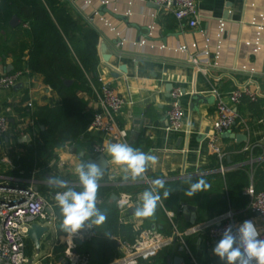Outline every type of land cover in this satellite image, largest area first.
I'll use <instances>...</instances> for the list:
<instances>
[{"label": "crops", "instance_id": "1", "mask_svg": "<svg viewBox=\"0 0 264 264\" xmlns=\"http://www.w3.org/2000/svg\"><path fill=\"white\" fill-rule=\"evenodd\" d=\"M60 1L81 28L80 35L70 32L74 42L68 45L73 54L83 46L79 42L83 31L91 28L98 33L96 82L90 81V89L75 90L82 102L76 104V115L84 119V130L77 136L69 133L65 143L53 149L45 174L39 166V162L44 160L42 157L27 161L28 148L32 144L37 148V140L43 144L41 131L46 129L45 125L38 124L36 112L43 106L61 107L63 96L45 83L42 74L30 68L31 28L14 16L18 18V25L10 24L0 33V73L23 70L27 76L22 86L0 92V101L11 122L10 133L0 137V183L27 188L35 182L38 189L48 187L47 192L52 197L44 195L53 205L50 213L58 217L56 208L59 206L55 196L67 189L50 186L47 178L66 180L71 188L82 191L75 168L98 156L93 153V146L99 144L105 148L101 155L107 158L109 165L99 180L97 207L105 213L110 206L115 207L120 223L141 230L153 229L164 237H171L174 224L184 231L193 224L232 210L237 221L253 220L264 235V222L251 212L250 200L244 194L252 181L258 191H264V0H198V29L178 21L172 13H157L158 8L150 0H109V5L102 7L101 15L112 20L119 32L117 37L93 20L82 0ZM221 21L226 24V32L221 56L216 59L214 51ZM153 24L154 36L150 37L153 41L176 48L197 40L202 47L204 33L212 40V54L206 55L200 50L185 55L136 45L146 37ZM105 56L108 60L104 59ZM63 80L67 87L75 83L74 77H63ZM244 83H249L258 93V100L253 102L245 96L236 108V124L222 140L223 163L230 168L223 174L204 135L216 120L218 93L225 97ZM106 85L127 99L117 118L119 125L128 131L126 144L157 157V163L149 164L142 178L132 180L122 166L112 163L107 145L121 141L90 127L94 114L101 110L98 94ZM174 88L185 92L182 98L184 126L180 131L170 129L167 123L172 103L170 94ZM194 93L201 94L207 101H197L191 108ZM30 102L31 107L28 105ZM90 114L93 116L88 122ZM236 135L245 138L238 141L234 137ZM23 158L26 163L33 164L31 172L20 169ZM189 177H192V182L203 178L210 188L193 197L185 195L190 187ZM156 179L165 181L164 188L158 190L160 206L153 217L138 218L131 210L142 204L141 194L151 189ZM165 191L170 192L167 198ZM121 201L126 202L122 204ZM168 213H173V216ZM60 225L57 218L45 234L40 252L31 241L34 253L28 257V264H59L66 260L67 251L87 257L88 264H108L123 254L117 244L119 238L112 235L107 238L104 224L95 226L92 240L74 239L71 244ZM176 242L179 250L174 257L161 254L171 245L142 259L153 261L158 257L160 264L163 261L174 264L176 257L184 258L181 264H186V261L190 264L223 263L212 251L217 242L211 241L206 234L185 238L189 252L181 251L180 242ZM133 264H138V261Z\"/></svg>", "mask_w": 264, "mask_h": 264}, {"label": "built area", "instance_id": "2", "mask_svg": "<svg viewBox=\"0 0 264 264\" xmlns=\"http://www.w3.org/2000/svg\"><path fill=\"white\" fill-rule=\"evenodd\" d=\"M144 1V0H142ZM158 8L157 13L166 11L172 13L175 18L187 24L192 29H198L200 23V13L198 11V0H150ZM87 6V11L97 23L100 22L108 32L119 35L117 27L112 20L101 15L103 6L109 5V0H82ZM27 26V24L25 25ZM154 24L150 26V31L145 38H141L136 45L140 47H149L153 50H172L180 54L190 55L198 53L200 50L206 55L212 54V40L202 33L204 44L201 47L197 40L191 43L182 44L176 48H170L163 43L155 42L150 37L154 36ZM226 32V24L221 21L218 27L217 44L214 55L216 59L221 56L222 39ZM26 72L17 70L11 73H0V92H6L14 89L19 84H23ZM219 100L216 104V120L210 128L207 136L209 150L217 157L220 164L219 170L225 174L228 169L223 163L225 153L222 146L223 136L232 130L236 124L238 114L237 106L248 96L251 101L258 100V93L254 92L249 83L240 85L237 89L229 92L225 97L218 93ZM184 91L181 88H174L171 92V108L167 113V123L170 129L180 131L184 126L185 111L182 105ZM98 102L101 110L96 112L91 121L90 127L105 134H109L114 139L127 143L128 131L121 127L118 122V116L127 104V99L116 92L111 86H103L98 94ZM30 107L32 103L28 104ZM11 131L10 117L6 108L0 101V137L8 135ZM248 150V147L246 148ZM105 152L102 145L95 144L93 153L101 155ZM244 194L250 200L249 208L251 212L264 222V191H258L254 182L245 189ZM99 201H97L98 205ZM51 200L46 197L35 182L27 188L10 187L0 183V264H28V257L25 253L26 241L29 239L28 232L32 224L38 223L45 226H53L57 216L50 213L52 209ZM173 216V213H168ZM235 218L232 210L221 214L212 219H206L202 222L181 231L174 224V231L171 237H164L153 229H134L139 234L134 242L118 240V247L123 253L118 259L108 264H133L139 259L151 256L167 246L173 245L176 241L180 242V250L189 252L185 238L190 235L209 236L213 242H218L224 229L231 225L233 230L242 224ZM127 223V222H124ZM68 235L69 243L72 240L90 241L95 237V226L93 228L85 227L75 234ZM264 238V235L261 236ZM114 239V237H113ZM71 246V245H70ZM66 260L71 264H88L87 257H81L72 251L66 252ZM59 264H66L61 262ZM223 264V263H222Z\"/></svg>", "mask_w": 264, "mask_h": 264}, {"label": "trees", "instance_id": "3", "mask_svg": "<svg viewBox=\"0 0 264 264\" xmlns=\"http://www.w3.org/2000/svg\"><path fill=\"white\" fill-rule=\"evenodd\" d=\"M14 16H18L24 24L31 28L33 46L30 51V68L42 74L45 83L63 96L61 107L43 106L35 114L38 124L46 126V129L41 131L43 144L37 140L38 147L36 148L32 144L28 148L26 157L27 161L42 157L44 160L39 162V166L45 174L48 169V161L53 155V149L65 143L69 133L77 136L84 130L82 129L84 128V119L81 120L80 116L76 115V104L82 102L78 100L75 90L85 87L90 89V81L96 82L98 33L91 28L83 31L82 40H79L83 46L73 54L68 45L74 42L70 32H77L80 35L81 28L72 19L60 0H0V33L10 26ZM79 37L81 38V36ZM1 54L0 49V56ZM63 77H74L75 83L67 87ZM92 116L88 115V122ZM23 160L20 163V169L25 170L26 173L31 172L33 164L26 163L24 158ZM47 189L48 187H41L39 190L51 198ZM56 211L57 218L62 223L63 217L60 208L57 207ZM106 215L107 220L104 223V228L107 238L112 235L130 242L136 240L139 231H136L130 224L120 223L115 207L110 206ZM178 250L179 245L176 242L161 254L174 257ZM25 253L27 257H32L34 253V245L29 239L26 241ZM159 262L158 257L153 261L138 260V264H160ZM165 263L163 261V264ZM186 264H190L189 261H186Z\"/></svg>", "mask_w": 264, "mask_h": 264}, {"label": "clouds", "instance_id": "4", "mask_svg": "<svg viewBox=\"0 0 264 264\" xmlns=\"http://www.w3.org/2000/svg\"><path fill=\"white\" fill-rule=\"evenodd\" d=\"M107 152L112 163L122 166L126 174L130 173L132 180L142 178L149 164L157 163L155 155L146 154L128 144L110 142L107 145ZM75 173L78 175L82 191L71 188L66 180L56 177L47 178L50 186L67 189L57 192L55 200L63 217L60 228L69 235L85 227L101 226L107 220L106 213L97 207V192L99 180L103 175V163L82 162L76 166ZM125 178L127 179V175ZM188 180L190 187L185 195L189 197H193L198 192H207L210 188L203 178H198L196 182H192V177ZM164 184V180L156 179L152 182V188L141 194L142 204L134 208L136 217L154 216L161 199L158 190L164 188ZM169 194V191L164 192L166 198ZM124 202L126 201H121L122 204ZM261 236L262 232L258 230L253 220H245L235 231L229 225L224 229L221 239L215 244L213 254L223 264H264V238Z\"/></svg>", "mask_w": 264, "mask_h": 264}, {"label": "water", "instance_id": "5", "mask_svg": "<svg viewBox=\"0 0 264 264\" xmlns=\"http://www.w3.org/2000/svg\"><path fill=\"white\" fill-rule=\"evenodd\" d=\"M71 1V0H70ZM74 4V3H73ZM18 18L17 17H13L12 21H11V25L16 27L18 24ZM105 60H108V56L104 57ZM67 84H70V82H68ZM22 86L21 84H19L18 86H16L15 88H18ZM172 87V86H171ZM170 88V87H169ZM169 91H171V89H168ZM185 93V92H184ZM171 95V94H170ZM197 101H207L205 99V97H203L201 94L198 93H194L192 95V104H191V108L194 107V105L196 104ZM210 131V129L207 130V133ZM206 133V134H207ZM206 134L204 135V137H206ZM238 141H242L244 140L245 136H240V135H236L234 136ZM87 161L90 162H95V163H103V174L106 172L107 168H108V160L105 156L103 155H98L94 158H89ZM159 202H158V207H159ZM131 213H134V209L131 210ZM49 231L48 226L42 225V224H38V223H34L32 224V227L30 228L29 232H28V237L30 239V241H32L35 245V248L37 250V252H40L41 250V244H42V240L45 236V234H47ZM184 261V258L181 257H176L174 260V264H181ZM64 263H68L67 260L64 261Z\"/></svg>", "mask_w": 264, "mask_h": 264}, {"label": "rangeland", "instance_id": "6", "mask_svg": "<svg viewBox=\"0 0 264 264\" xmlns=\"http://www.w3.org/2000/svg\"><path fill=\"white\" fill-rule=\"evenodd\" d=\"M1 43H2V41H1V37H0V47L2 46V44H1ZM0 49H2V48H0Z\"/></svg>", "mask_w": 264, "mask_h": 264}]
</instances>
